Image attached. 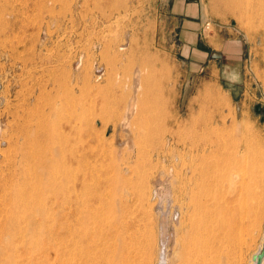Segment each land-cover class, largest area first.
I'll list each match as a JSON object with an SVG mask.
<instances>
[{"label":"rangeland","instance_id":"374dc122","mask_svg":"<svg viewBox=\"0 0 264 264\" xmlns=\"http://www.w3.org/2000/svg\"><path fill=\"white\" fill-rule=\"evenodd\" d=\"M124 4L0 0V264H82V178L91 264H99L100 230L118 220H124L123 244L111 246L112 264H160L164 210L166 228L175 230L173 201L161 179L180 167L177 146L164 149L163 143L176 118L189 119L190 108L198 115L200 104L212 106L204 95L210 85L225 113L230 107L249 125L244 140L250 155H264V10L255 2L260 13L242 17L255 25L248 36L238 13H221L214 0ZM121 43L124 53L117 55L113 48ZM137 66L151 76L145 99L154 120L151 134L133 142L134 125L122 123L113 107L121 89L130 90ZM38 150L42 165L52 164L40 170L44 182H37L35 195L21 201V168L30 163L23 156ZM129 153L131 170L140 165L148 176L143 200L132 185L111 182L110 166L124 165ZM253 165L248 187L236 189L227 172L221 184L203 187L183 231L192 238L194 230L191 253L176 255L173 233V264H199L202 254L203 264H251L264 237V174ZM48 171L55 173L52 188L42 185ZM110 201L119 206L105 214Z\"/></svg>","mask_w":264,"mask_h":264},{"label":"bare ground","instance_id":"6f19581e","mask_svg":"<svg viewBox=\"0 0 264 264\" xmlns=\"http://www.w3.org/2000/svg\"><path fill=\"white\" fill-rule=\"evenodd\" d=\"M214 1L217 2V9L218 11L220 10L221 13H238L240 26L245 30L248 36L251 35L252 31L255 30L253 28L255 27V25H253L246 19L244 21L242 17L246 16L248 19H250L251 17L255 18V16L260 13L253 10L255 2L257 3L259 10H261L262 12L264 10V0H256L255 2L254 0ZM108 2L112 3V5L123 4L124 8L127 7V5L124 4V0H108ZM117 10H119V8ZM251 25L253 26L250 27ZM113 49H115L117 55H123L125 46L121 43V45H118ZM142 62H145V59L142 58ZM145 68L148 67L146 66ZM145 70L147 71V69ZM133 73L134 75L131 76L130 81H128L130 83L128 84L130 86V90L125 94V88L121 89V95L119 96L118 100L115 101L116 103L113 107V112H117L118 117L121 119L122 123L134 125V133H132L134 142L136 138L142 139L144 136H148L151 134L152 128L150 124L154 120V113L151 111V104H149L145 99L148 91L150 90L151 76L147 74L148 72L145 73L143 68L139 66H137L132 74ZM119 81L122 87H125L124 84L126 83H123L121 80ZM204 93L205 97H207V99L212 103V106L207 104H200L199 111L197 113L198 115H195L194 110L190 108L189 119L187 118L186 120H182L176 118L174 122V128L171 130L172 136L166 137L163 143L164 149H169L173 145L177 146L180 167L179 169L175 170V174L173 176H171V171L169 170L167 171V174L162 175L163 179H161L162 182L166 185V199L170 203H172L173 201V210L169 209L170 211H168L170 213H173V217L171 220L174 224L173 230H175L173 232H170L166 228V218L168 216L167 211L164 210V222L162 221L161 223V254L160 256L158 255L161 259L160 264H173L171 259H169V241L171 240L170 237L173 233L175 235L174 241L176 255H186L188 254V252L191 253L190 244L192 245L194 230L192 231V238L190 234L188 235V231H185V235L183 236V231L189 224V219L190 222L191 220H193V212L195 214L196 207L198 206V203L202 198V190L204 186H212L213 184L214 187H216L217 185L221 184V176L222 174L227 172L232 176V181L236 186V189L237 187H248L250 186L248 184L255 179L256 169H254V166L256 167V165L253 164H257V171L261 173V176L262 174H264V155L261 154L257 160H254L252 153L250 155V148L244 140L245 137H247V133L245 130H251L249 125L245 122L246 120L239 121L237 119L236 112H234L233 109H230V107H228L229 111L226 114L224 111L225 103L222 102L220 96L216 94L215 89L211 87V85L205 88ZM42 142L43 141H41V143ZM37 145L40 146L39 144ZM32 146H34V144ZM56 150L58 151V149ZM42 154L43 152H41V150H38L36 153L34 151H27L23 156L25 161L28 159L30 163L26 162V167L24 166L21 168L20 175L23 179L19 190L20 192H17V197L18 199H21V201L26 197L32 198L38 188L37 182H44L41 177V174H43V172L41 173L40 170H42L44 166H49L52 163H49L50 159H48L44 162L43 166L40 160ZM60 163L63 169V160L59 161V164ZM251 163L253 167L250 168ZM123 164L124 165L121 166L117 162H115L113 166H110L114 169V173H112L111 171V173L113 174L111 182L114 184L115 188L119 187V185L123 187L125 185H132L133 187H135V195L138 196L141 200L145 199L148 190V176L146 172L144 171L142 166L138 165L134 168V170H136V174H134V170H131L130 165V153L126 158V163ZM65 171L66 170H64V172ZM48 174V181L45 180L46 185L42 183L44 188H46L45 186L47 185H49L51 188L52 186H54L52 180H49L55 178V173L52 171H48ZM60 176L61 175L59 174V178ZM73 178L75 179V177ZM170 185L174 186V190L172 189V186L170 187L171 190H169ZM24 191L25 194L22 193ZM112 201L109 202L110 204L108 203V207H105V214L112 211L115 213L117 211L119 205L117 206L116 202L111 205ZM81 206L82 247L79 248V251L82 253V264H91L93 261H95V258L92 256L91 251V246L93 244L90 243V237H92L93 234L90 233L85 224V218L86 216H88L89 211V201L85 197V182L83 178ZM225 209V207H220V210L222 212L227 213ZM216 212H218V208H216ZM123 221H115L114 225L104 227L100 230L98 239L100 240V244L102 247L98 259L96 258L99 264H112L111 258L113 255V250L111 246L116 243L117 249H119V245L123 244V239L121 237L122 227L124 226ZM180 231L182 233L181 238L178 235ZM213 235L214 233H212V236ZM114 238H116V241L114 240L113 242L112 240ZM78 243L79 244H77V246H80V242ZM258 250L256 252H258ZM202 257V259H199V264L204 263L205 256L202 254ZM263 261L262 264H264ZM191 264L194 263L192 262ZM251 264H254L253 255L251 258Z\"/></svg>","mask_w":264,"mask_h":264},{"label":"water","instance_id":"95a60500","mask_svg":"<svg viewBox=\"0 0 264 264\" xmlns=\"http://www.w3.org/2000/svg\"><path fill=\"white\" fill-rule=\"evenodd\" d=\"M263 259H264V237L261 248L258 250V252L253 254L254 264H262Z\"/></svg>","mask_w":264,"mask_h":264}]
</instances>
